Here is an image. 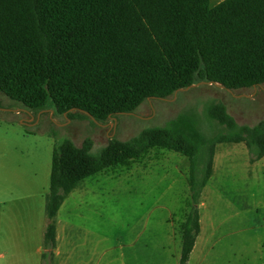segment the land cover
<instances>
[{
    "label": "trees",
    "instance_id": "trees-1",
    "mask_svg": "<svg viewBox=\"0 0 264 264\" xmlns=\"http://www.w3.org/2000/svg\"><path fill=\"white\" fill-rule=\"evenodd\" d=\"M205 83L230 90L264 84V0H0V93L32 112L104 123ZM205 120L181 113L164 127L129 140L113 138L99 152L87 138L56 143L42 264L54 259L56 218L87 178L164 148L189 160L192 207L179 264H187L201 233L200 200L213 176L216 146L245 143L250 162L264 158V120L242 126L224 104L206 105ZM207 121L217 133L209 137Z\"/></svg>",
    "mask_w": 264,
    "mask_h": 264
},
{
    "label": "rangeland",
    "instance_id": "rangeland-1",
    "mask_svg": "<svg viewBox=\"0 0 264 264\" xmlns=\"http://www.w3.org/2000/svg\"><path fill=\"white\" fill-rule=\"evenodd\" d=\"M222 1L211 0V7ZM209 103L224 104L239 125L253 127L264 120V84L229 90L201 83L104 123L80 111L69 118L45 109L32 112L33 125H26L29 110L0 93V255L9 264H38L37 227L46 225L41 197L49 191L56 143L70 139L80 147L89 138L97 153L113 138L129 140L187 111L205 120ZM204 130L217 133L207 121ZM189 167L186 156L152 148L84 180L57 220L63 256L68 242L85 238L95 264H179L192 207ZM199 207L202 229L188 264H264V161L251 164L245 143L216 146Z\"/></svg>",
    "mask_w": 264,
    "mask_h": 264
},
{
    "label": "crops",
    "instance_id": "crops-1",
    "mask_svg": "<svg viewBox=\"0 0 264 264\" xmlns=\"http://www.w3.org/2000/svg\"><path fill=\"white\" fill-rule=\"evenodd\" d=\"M210 3H211V0H210ZM262 161H264V158H262L261 160L257 161V162H254V163H251V164H254L255 166H259L260 164H262ZM51 175V174H50ZM213 177V176H212ZM211 177V179H212ZM210 179V180H211ZM210 182V181H209ZM208 182V183H209ZM208 185V184H207ZM207 187V186H206ZM205 187V189H206ZM50 188V186H49ZM204 189V191H205ZM203 191V193H204ZM49 192V191H48ZM48 194V193H47ZM46 194V196H47ZM203 195V194H202ZM46 196L45 198H42V201H41V204H42V209L44 207V212H45V202H46ZM68 198V197H67ZM66 201V200H65ZM64 201V202H65ZM43 202V203H42ZM64 204V203H63ZM63 206V205H62ZM39 207H40V204H39ZM62 208V207H61ZM60 208V210H61ZM60 210L58 212V215H57V218H56V227H57V244H56V248L54 250V259L52 262H54L53 264H95L94 262V257L92 256L91 258L88 257L89 255V250L87 249V247H84L85 244L88 245V240L87 239H81L79 241H75L74 239H72V241H70V243L68 242L67 243V246L69 245V248L70 250L67 251V255L63 256V252H62V248H61V244H60V234H59V226H58V223H57V220H58V217H59V213H60ZM201 214V213H200ZM45 217H46V214H45ZM46 225L45 226H39L37 227V230H39L40 232V238H41V235H42V245H40V247L37 249L38 251V255L40 256V260L39 262H37L38 264H42V255L43 253L45 252V247H44V234H45V230H46V226L48 224V220H47V217H46ZM201 229H202V221H201ZM200 236V235H199ZM40 238L39 241H40ZM199 238V237H198ZM198 240V239H197ZM197 243V242H196ZM195 247H196V244H195ZM195 247H194V250L191 254V257H190V260L192 261V256H193V253L195 251ZM88 257V258H87ZM10 258L8 256H5V255H0V264H9L10 263ZM189 260V262H190ZM206 261V260H205ZM188 262V263H189ZM187 263V264H188ZM98 264V261L97 263Z\"/></svg>",
    "mask_w": 264,
    "mask_h": 264
},
{
    "label": "flooded vegetation",
    "instance_id": "flooded-vegetation-1",
    "mask_svg": "<svg viewBox=\"0 0 264 264\" xmlns=\"http://www.w3.org/2000/svg\"><path fill=\"white\" fill-rule=\"evenodd\" d=\"M28 113L31 115V118L26 119L25 124L26 125H33L34 116L32 115V111L31 112L28 111Z\"/></svg>",
    "mask_w": 264,
    "mask_h": 264
},
{
    "label": "water",
    "instance_id": "water-1",
    "mask_svg": "<svg viewBox=\"0 0 264 264\" xmlns=\"http://www.w3.org/2000/svg\"><path fill=\"white\" fill-rule=\"evenodd\" d=\"M199 84H201V83H199ZM199 84H196V85L194 84V85H192V86H190V87L179 89L178 91L175 92V94H177L179 91L187 90V89H189V88H191V87L198 86ZM212 85H213V84H212ZM218 86H220V85H218ZM229 90H230V89H229Z\"/></svg>",
    "mask_w": 264,
    "mask_h": 264
}]
</instances>
